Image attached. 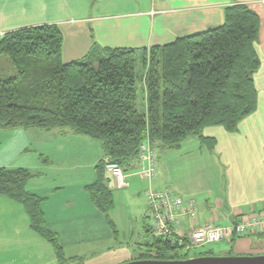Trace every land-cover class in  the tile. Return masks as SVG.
I'll list each match as a JSON object with an SVG mask.
<instances>
[{
  "label": "crops",
  "instance_id": "0c3cea01",
  "mask_svg": "<svg viewBox=\"0 0 264 264\" xmlns=\"http://www.w3.org/2000/svg\"><path fill=\"white\" fill-rule=\"evenodd\" d=\"M234 4L247 6L259 18L255 111L238 124L236 133L218 127L203 129L201 138L215 140L212 150L197 136L187 137L177 148L161 149L157 177L151 182L139 179L134 174L136 165L123 189L124 195L139 203L142 199L145 205L142 191L147 187L171 188L195 201L200 209L194 220L183 224L187 232L264 213V0H0V39L18 30L51 25L62 35L63 64L81 60L93 45L136 50L139 60L152 47L222 26L225 8ZM140 83L139 109L145 112L146 90L144 81ZM103 157L100 142L69 129L0 130V169L32 174L25 190L40 199L44 224L56 235L70 263L125 264L142 250L130 260L132 242L112 247L119 236L117 225L109 214L114 234L106 216L90 200L87 188L97 181ZM105 178L112 192L113 183ZM145 227L150 224H142L143 231ZM147 233L148 229L140 236L146 238L143 245ZM127 235L131 241L133 232L128 230ZM250 236L235 241L230 237L226 242L239 254L250 252L256 239L260 241L257 251L264 253V230ZM0 264H57L50 245L30 229L22 207L1 196Z\"/></svg>",
  "mask_w": 264,
  "mask_h": 264
},
{
  "label": "trees",
  "instance_id": "16d2710c",
  "mask_svg": "<svg viewBox=\"0 0 264 264\" xmlns=\"http://www.w3.org/2000/svg\"><path fill=\"white\" fill-rule=\"evenodd\" d=\"M258 31V16L243 4H234L225 8L222 26L152 47L139 60L136 50L93 45L84 58L68 64L61 61L62 35L55 26L5 34L0 39V59L10 61L15 75L0 76V130L69 129L100 142L104 157L97 181L87 192L115 234L108 219L113 197L105 185L103 160L130 173L146 139L157 153L179 147L189 136L200 137L212 150L215 140L201 138L203 129L236 133L238 124L256 109ZM142 81L145 112L139 109ZM31 177L27 170L0 169V196L20 205L30 229L50 245L57 264H68L58 238L44 224L40 199L25 190ZM236 239L233 236L231 241ZM144 246L135 260L188 256L177 259L178 248L154 237ZM211 254L201 252L192 258Z\"/></svg>",
  "mask_w": 264,
  "mask_h": 264
},
{
  "label": "built area",
  "instance_id": "2783aa9c",
  "mask_svg": "<svg viewBox=\"0 0 264 264\" xmlns=\"http://www.w3.org/2000/svg\"><path fill=\"white\" fill-rule=\"evenodd\" d=\"M138 151V167L134 174L141 180L151 182L157 177L158 153L148 139L141 143ZM103 170L111 179L115 190L127 188L129 173H125L119 165L104 159ZM144 198L150 212L149 229L152 237L184 253L233 236L243 238L264 230V213H252L225 226L208 224L184 232L183 224L187 220H194L199 212L200 206L195 201L178 196L171 188L153 190L147 187Z\"/></svg>",
  "mask_w": 264,
  "mask_h": 264
},
{
  "label": "rangeland",
  "instance_id": "374dc122",
  "mask_svg": "<svg viewBox=\"0 0 264 264\" xmlns=\"http://www.w3.org/2000/svg\"><path fill=\"white\" fill-rule=\"evenodd\" d=\"M15 75V70L10 64V61L7 58H1L0 59V76L2 78L12 77ZM146 183H143V186H145ZM113 192V198H114V209L110 213L109 217L113 221V223H116L117 226H115L116 230L119 231V236L117 237V242L112 245V247L117 246H126L130 242H132L130 245V249L134 252L132 253V258L134 259L138 255L139 249L142 247V250L139 252L142 253L143 250H145V246L143 245V242L146 241V238L141 239V235L143 229L142 224H150L151 223V217L150 212L147 209V206L143 204L142 199L139 201L133 199V197H127L124 195L126 191L123 190H115L112 188ZM120 194L119 197L117 195ZM142 195L144 197V191H142ZM145 199V198H144ZM138 202V204H137ZM130 230L133 232V239L130 241L127 235V231ZM253 237V236H250ZM253 240V246L252 250L250 252H241L239 254H236L233 250H231L230 244L226 242V240L221 241L219 243H214L208 246H205L203 248H199L194 251H190L188 253H184L183 251H179L177 259H182L183 257L187 256V259L192 258L193 256H198L201 252H207L211 251L212 256L210 257H255V256H264V253H260L257 251V248L260 246V241H257L256 239ZM152 237L147 235V242H151ZM100 249V248H99ZM233 249V248H232ZM97 254H99L98 250L96 251ZM136 261V260H131ZM129 261V262H131ZM70 264H77V263H70Z\"/></svg>",
  "mask_w": 264,
  "mask_h": 264
},
{
  "label": "water",
  "instance_id": "95a60500",
  "mask_svg": "<svg viewBox=\"0 0 264 264\" xmlns=\"http://www.w3.org/2000/svg\"><path fill=\"white\" fill-rule=\"evenodd\" d=\"M125 264H264V256L255 257H197L185 260H136Z\"/></svg>",
  "mask_w": 264,
  "mask_h": 264
}]
</instances>
